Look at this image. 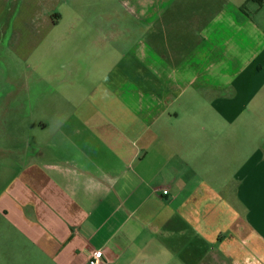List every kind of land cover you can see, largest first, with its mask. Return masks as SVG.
Returning <instances> with one entry per match:
<instances>
[{
    "label": "crops",
    "instance_id": "0c3cea01",
    "mask_svg": "<svg viewBox=\"0 0 264 264\" xmlns=\"http://www.w3.org/2000/svg\"><path fill=\"white\" fill-rule=\"evenodd\" d=\"M88 1L55 33V0H0L14 99L48 116L2 167L0 264H264V0Z\"/></svg>",
    "mask_w": 264,
    "mask_h": 264
},
{
    "label": "rangeland",
    "instance_id": "374dc122",
    "mask_svg": "<svg viewBox=\"0 0 264 264\" xmlns=\"http://www.w3.org/2000/svg\"><path fill=\"white\" fill-rule=\"evenodd\" d=\"M55 2H57L55 5L64 16L62 26L58 28L55 33L60 30L62 31L63 29V31L66 32V25L69 24L70 26L71 24H75L78 19H96L102 17L101 15L105 13V11L102 10L101 3H90L88 0H64L60 3L59 0H55ZM11 14L12 12L7 11L4 15V20L6 19V21L8 20L10 22ZM124 15L125 12L122 7H120L119 0H112V24L120 23L119 20L124 19ZM126 19L128 20L129 17L126 16ZM9 30L8 24L0 22V33H5V38L0 41V180L6 179L7 175L6 170H3L2 167L6 168L9 165L14 166L12 163L17 161V159L19 160V157L23 152L28 151L29 149L31 150L34 140L31 139V137L28 138L26 132L34 131L36 128V122L42 121L45 117H48L47 114H45L46 108L43 105L37 107L33 111L27 100L26 103L23 104V107L20 108L19 103L14 99L13 95L15 88L13 87V82H18V79L22 78L16 76L14 70L17 68V62L9 52V48L6 47V39L9 36ZM116 30L112 29V65L115 61H119L122 54L127 52L130 45L133 43V41L129 43L128 40L124 39L123 28L120 29V27H118ZM68 31H70V28ZM119 31L122 34H119ZM115 32L118 33L113 35ZM75 34L76 33L74 32V42L69 43L70 40L67 48V51L69 52L74 49L73 53H69L73 55V57H77L78 55V53L75 52V49L78 47V42L75 40L77 34ZM55 50L58 54H61L62 45L59 44ZM96 52V49L91 48L88 53L96 54ZM90 60L92 59L86 57L80 61H83L82 63L86 68L88 61ZM104 62L105 59H101L102 68ZM50 68L53 73L54 71L57 73L56 78H54L52 82L53 85H56L61 77V70L56 69L58 66L55 64L53 66L50 65ZM105 73L102 72L101 69V73L97 76V81L100 80ZM82 77H84L82 74L74 76V81H72V83H74V85L85 83V79L87 78ZM53 109L59 111V108L54 107ZM52 113L55 112L53 111ZM18 132L24 133L21 135ZM43 139L44 138H41V140ZM245 253V256L247 255V261L244 262V264H259L258 262H260V260L257 256H254V252L245 251ZM3 264H9V262ZM24 264L28 263L25 262Z\"/></svg>",
    "mask_w": 264,
    "mask_h": 264
},
{
    "label": "built area",
    "instance_id": "2783aa9c",
    "mask_svg": "<svg viewBox=\"0 0 264 264\" xmlns=\"http://www.w3.org/2000/svg\"><path fill=\"white\" fill-rule=\"evenodd\" d=\"M163 193L167 194V191H164ZM86 264H108V263L104 260L102 251L96 250L91 253Z\"/></svg>",
    "mask_w": 264,
    "mask_h": 264
},
{
    "label": "trees",
    "instance_id": "16d2710c",
    "mask_svg": "<svg viewBox=\"0 0 264 264\" xmlns=\"http://www.w3.org/2000/svg\"><path fill=\"white\" fill-rule=\"evenodd\" d=\"M247 1H248V2H251V1H252V2H253V1H254V2H258L259 4H261V3L263 2V0H247Z\"/></svg>",
    "mask_w": 264,
    "mask_h": 264
}]
</instances>
